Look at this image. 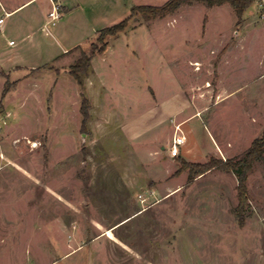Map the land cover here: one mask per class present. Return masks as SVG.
<instances>
[{
	"label": "rangeland",
	"instance_id": "rangeland-1",
	"mask_svg": "<svg viewBox=\"0 0 264 264\" xmlns=\"http://www.w3.org/2000/svg\"><path fill=\"white\" fill-rule=\"evenodd\" d=\"M167 1L129 0L96 20L127 18L122 32L60 60V25L39 14L18 27L46 0L10 18L0 1V264H264V163L246 175L242 225L235 174L176 173L177 158L238 159L261 135L264 2L241 19L202 3L130 15ZM82 54L79 86L69 71Z\"/></svg>",
	"mask_w": 264,
	"mask_h": 264
},
{
	"label": "trees",
	"instance_id": "trees-1",
	"mask_svg": "<svg viewBox=\"0 0 264 264\" xmlns=\"http://www.w3.org/2000/svg\"><path fill=\"white\" fill-rule=\"evenodd\" d=\"M256 0H169L160 7L153 6H134L130 9V15H140L145 21H152L156 19H164L173 13H175L183 5H192L193 3H202L208 8L215 6H221L228 4L238 19H241L244 12L255 2ZM264 2V0H261ZM127 18L121 22L100 30L99 40L102 42L107 36H114L124 30L127 23ZM104 48V47H103ZM103 48L97 51H93L94 56L97 53H101ZM92 57L82 54L79 59L71 66L69 74L76 81L79 86H82L81 75L86 73L90 67ZM9 92V84L6 83L2 92V98ZM88 103L85 98L82 100L80 113L82 116V127L88 119L87 112ZM178 170L176 173L184 171L188 172V181H192L199 175H203L211 170H221L223 172H231L236 175L237 178V195L238 206L236 209L237 218L239 223L243 224L241 216L242 211L247 203V187H246V175L251 170L252 166L256 162L264 163V128L261 135L254 139L248 148V150L238 159L229 160H217L214 157H210L209 161L204 164H195L187 162L181 158H177Z\"/></svg>",
	"mask_w": 264,
	"mask_h": 264
},
{
	"label": "crops",
	"instance_id": "crops-1",
	"mask_svg": "<svg viewBox=\"0 0 264 264\" xmlns=\"http://www.w3.org/2000/svg\"><path fill=\"white\" fill-rule=\"evenodd\" d=\"M2 3V8L5 11V16L10 18L16 14H19L25 8L31 7L38 0H0ZM45 10H40L37 6L32 8L29 13H27L26 19H21V23L18 27H23L24 25L30 24H40L36 21V17L41 14L44 20L42 24L45 23L47 26H51L50 19L48 15L52 11L53 5H58L60 7L61 16L58 19V23L51 27H56L60 25V28L56 30L57 34L63 38V41L59 42L63 47V51L59 55L55 56L56 60H60L65 56L69 55L74 49L80 48L81 45L89 40L94 34V36L102 29L96 26V20L100 18L107 17L113 12H116L122 8L128 9L129 0H46ZM15 2V3H12ZM132 8V7H131ZM130 8V9H131ZM264 16V15H262ZM0 27L4 24V20L0 18ZM43 25V26H45ZM244 29H248V26H244ZM104 29V28H103ZM41 31H44V27H41ZM8 45L13 46L10 44ZM236 42L235 46L237 45ZM239 44V43H238ZM241 46V44H240ZM225 54V53H224ZM225 57V55H224ZM20 68V67H16Z\"/></svg>",
	"mask_w": 264,
	"mask_h": 264
},
{
	"label": "built area",
	"instance_id": "built-area-1",
	"mask_svg": "<svg viewBox=\"0 0 264 264\" xmlns=\"http://www.w3.org/2000/svg\"><path fill=\"white\" fill-rule=\"evenodd\" d=\"M61 13H60V7L58 5H53L52 11L50 12V14L48 15L49 19H50V24L51 26H54L56 21L60 18ZM1 21V20H0ZM11 45H13V42H10ZM173 148L171 150V156H176L177 152H176V146L182 145L183 143V139L182 138H178L176 140L173 141Z\"/></svg>",
	"mask_w": 264,
	"mask_h": 264
},
{
	"label": "bare ground",
	"instance_id": "bare-ground-1",
	"mask_svg": "<svg viewBox=\"0 0 264 264\" xmlns=\"http://www.w3.org/2000/svg\"><path fill=\"white\" fill-rule=\"evenodd\" d=\"M11 44V43H10ZM196 70H198V69H196Z\"/></svg>",
	"mask_w": 264,
	"mask_h": 264
}]
</instances>
